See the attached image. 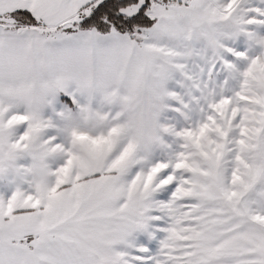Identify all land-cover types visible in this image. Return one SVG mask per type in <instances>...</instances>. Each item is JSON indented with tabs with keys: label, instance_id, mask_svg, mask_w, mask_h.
<instances>
[{
	"label": "snow or ice",
	"instance_id": "snow-or-ice-1",
	"mask_svg": "<svg viewBox=\"0 0 264 264\" xmlns=\"http://www.w3.org/2000/svg\"><path fill=\"white\" fill-rule=\"evenodd\" d=\"M0 264H264V0H0Z\"/></svg>",
	"mask_w": 264,
	"mask_h": 264
}]
</instances>
